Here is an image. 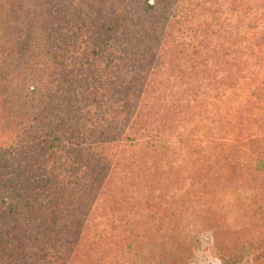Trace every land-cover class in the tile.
I'll list each match as a JSON object with an SVG mask.
<instances>
[{
  "label": "trees",
  "instance_id": "1",
  "mask_svg": "<svg viewBox=\"0 0 264 264\" xmlns=\"http://www.w3.org/2000/svg\"><path fill=\"white\" fill-rule=\"evenodd\" d=\"M264 0H0V264H264Z\"/></svg>",
  "mask_w": 264,
  "mask_h": 264
},
{
  "label": "rangeland",
  "instance_id": "2",
  "mask_svg": "<svg viewBox=\"0 0 264 264\" xmlns=\"http://www.w3.org/2000/svg\"><path fill=\"white\" fill-rule=\"evenodd\" d=\"M264 203V196L262 197ZM194 257L189 264H221L218 244L212 231L204 230L193 238Z\"/></svg>",
  "mask_w": 264,
  "mask_h": 264
}]
</instances>
